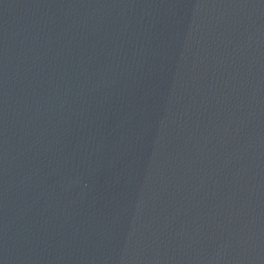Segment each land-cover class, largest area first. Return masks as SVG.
I'll list each match as a JSON object with an SVG mask.
<instances>
[{"label":"water","instance_id":"water-1","mask_svg":"<svg viewBox=\"0 0 264 264\" xmlns=\"http://www.w3.org/2000/svg\"><path fill=\"white\" fill-rule=\"evenodd\" d=\"M95 0H0V264H154Z\"/></svg>","mask_w":264,"mask_h":264}]
</instances>
